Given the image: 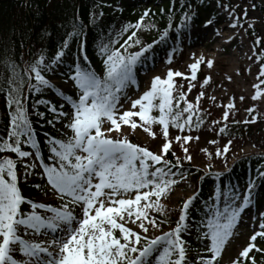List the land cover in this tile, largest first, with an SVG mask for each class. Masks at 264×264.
I'll use <instances>...</instances> for the list:
<instances>
[{
  "label": "snow or ice",
  "instance_id": "obj_1",
  "mask_svg": "<svg viewBox=\"0 0 264 264\" xmlns=\"http://www.w3.org/2000/svg\"><path fill=\"white\" fill-rule=\"evenodd\" d=\"M175 2L171 0L167 23L152 43L145 44L138 34L140 30L157 27L147 7L134 23H126L107 36L101 33L96 47L102 65L99 72L89 58L87 25L79 14L60 25L64 36L53 55L38 50L35 56L29 52L32 58L28 61L23 60V53L19 58L14 54L5 57L3 63L7 72L0 77V94L4 95L9 111L6 136L0 137V153L13 156H0V264H221L234 230L245 219L243 214L255 207V178H249L243 193L238 186L217 184L209 199L203 202L204 216L194 225L189 213L200 198L202 189L197 188L183 200L174 227L162 231V225L169 222L166 213L170 211L164 201L176 187L182 184L192 187L188 181L191 172L184 165L192 163L189 147L200 137L191 133L199 132L208 124L205 116L211 115L210 109H203L201 104L205 91L199 92L195 103L188 99V93L195 87L192 81L197 80L201 63L212 69L215 61L197 58L187 66L190 76L166 68V75L163 78L153 75L150 87L137 98L128 95L132 87L139 92L140 74L154 71L157 45L173 38L176 47L166 54L164 61L168 65L177 47L198 38L199 33L192 32L196 16L193 5L189 0H181L180 19L174 25ZM216 7L227 13L229 28H243L241 18L248 17L247 7L237 13L239 5L231 6L221 0H216ZM252 7L255 8V4ZM164 12L160 8L161 15ZM90 16V23L95 26L96 13ZM146 18L148 22L142 23ZM215 23L209 16L203 27L215 26ZM47 35L50 37L51 33ZM233 39L235 37L229 36L228 42ZM73 41L77 50L72 54L73 59L66 63L64 58ZM255 46L264 47V39L257 38ZM134 48L139 50L131 51ZM256 62L261 65L257 76L260 83L254 85L257 91L252 99L264 100L261 88L264 55ZM62 67L67 69L65 84L74 95L67 94L49 78L48 74L55 75ZM177 77L188 80L187 92L177 84ZM227 79L231 81L232 77ZM210 81L211 77L205 76L201 89ZM46 90H51L61 102L36 99L30 112L29 96L43 95ZM210 99L215 102L216 97ZM129 102L130 107L125 108L124 104ZM39 105H44L51 114L46 123L52 127L61 125L64 130L62 138L45 133L47 161L42 157L30 119L32 114L45 119V112L38 111ZM66 105L69 111L64 110ZM223 107V123L220 120L210 122L209 130L216 136L228 135V121L235 104L230 101ZM247 111L251 115L255 109ZM256 119L251 115V119L243 123H254ZM217 125H221L218 130ZM139 130L160 141L156 151L131 141L130 137ZM172 130L177 134L173 135ZM177 144L182 156L177 155ZM207 144L216 146L212 150L200 149L209 159L206 167L211 169L213 157L227 159L233 139H227L222 146L216 139H209ZM24 147L29 150H23ZM19 162H23L26 178L29 174L36 175L35 170L39 168L47 189L45 196L50 192L58 204L36 202L23 195L19 187ZM223 175L208 171L201 180L210 177L214 182L221 181ZM257 176L264 179V170L258 169ZM35 187L39 189L41 185ZM158 216L164 219L158 220ZM257 216L259 223L246 245L234 258L229 257L228 264H257L253 253H261L264 257V247L257 243L258 238L264 241V209L253 213L252 220L256 221ZM193 229L196 239L203 243V250L196 251L195 255L188 239ZM151 231L162 234L153 238L149 235ZM37 236L44 238H26Z\"/></svg>",
  "mask_w": 264,
  "mask_h": 264
},
{
  "label": "rangeland",
  "instance_id": "obj_2",
  "mask_svg": "<svg viewBox=\"0 0 264 264\" xmlns=\"http://www.w3.org/2000/svg\"><path fill=\"white\" fill-rule=\"evenodd\" d=\"M96 4L100 6V9L105 10V12L113 15L118 12H123L125 8L132 9L133 16L135 21L143 11L144 8H149L152 11H155L160 8L166 7V2L171 0H93ZM263 4L264 1L260 0ZM152 2V3H151ZM229 4L231 6L239 5L236 8L237 13L242 12V10L247 7L248 17L241 18V23L243 28L232 29L227 26V21L230 19L227 16V13L221 12L220 9L216 7V3L211 1L207 11L200 13L201 19L198 23L192 22V32L193 34L199 33L198 38L192 42H184L181 49L178 53L173 56L172 63L165 65V58L157 65L154 71L147 73L142 77V85L139 86V92L136 91L135 87L128 91V95L133 99L137 98L139 94L145 91L150 87L151 77L153 75H161L163 78L166 75V68H172L174 70L181 71L186 76H190V71L188 69V64L194 62L197 58L203 57L206 61L211 58L215 61L214 67L208 69L206 63H201L198 72L197 80L192 81L195 87L188 93V99L195 103V98L200 91H205L206 96L201 101L202 107L205 110L211 111L210 116H205V120L209 123L201 128L199 132L193 131L191 134L193 136L199 135V141H192L189 147V151L193 156V161L191 163L192 168L201 170L204 174L208 171L213 173L220 172L226 173L232 167L239 158H248L249 156L260 153L264 148V132L261 131V124L264 123V100H253L252 97L257 91L254 88V85L260 83L257 80L258 73L260 71V63L256 61L259 60L260 56L264 54V47H256L255 41L257 38L264 39V12L260 10L255 2L251 0H227V2H222ZM255 4V8L252 5ZM209 16L213 17L216 21L215 26H209L207 28L203 27V22ZM134 21V22H135ZM148 19L142 23H147ZM249 24H252L253 27H249ZM124 25V23H123ZM157 28L151 30H140L138 32L142 41L146 44L147 39H150V43L158 39L162 34V31H156ZM211 32L210 37L204 36L202 33ZM219 32V35H217ZM229 36L235 37L231 42H228ZM234 41V42H233ZM224 45L225 48L221 46ZM243 46L245 49L241 50L239 47ZM139 48L131 49V51H138ZM241 51L240 53H238ZM256 52V55L253 56V52ZM232 54H239L241 57V62L239 63L237 57L230 56ZM243 55V56H242ZM252 59H249V57ZM224 64V69L231 74L232 83L230 85H224L220 87L219 84L222 82V77L219 75V70ZM101 66L97 69L99 72ZM249 69L251 71H249ZM61 69L56 72L55 75L48 74L49 78L52 79L55 84L67 93L74 95L73 90L69 87L68 84H65L66 76H59ZM244 74H241V73ZM205 76H210L211 81L209 85H206L204 89H201L200 84L203 82ZM178 85L183 86V90L187 92L188 80L177 77L175 78ZM264 79V78H262ZM70 83V82H69ZM262 90H264V84L261 85ZM46 99H50L55 103H60L59 97H57L51 90H46L44 92ZM215 96L216 100L213 102L210 97ZM243 96L244 100L241 101L240 97ZM234 98V100H233ZM230 101L234 102L235 108L230 114L228 125L234 124V121H240V125H244L248 128V131H243L240 134L233 135H223L216 136V134L209 130L212 126L211 121L220 120L222 121V114L224 111L223 105H227ZM125 108L130 107V102L124 104ZM249 108L255 109L251 115L257 117L256 122L245 124L243 121L246 119H251V115L247 111ZM65 111H69L66 109ZM158 114V113H156ZM237 124V123H235ZM221 125H217V130ZM56 131V138H62L63 131L61 125H56L53 127ZM157 131L159 129L157 128ZM172 134L175 135L176 130H172ZM115 135V133H113ZM233 139V144L231 146V151L227 155L226 160L212 158V168L208 169L206 165L209 163V159L200 151L201 148L207 147L209 150L214 149L215 145L207 144L209 139L218 140L219 144L222 146L223 143L229 139ZM133 143H137L141 146H147L150 150L156 151L157 145L160 143L159 140H153L142 130H139L136 134L130 137ZM242 149V150H241ZM29 150V149H28ZM177 155H183L179 145L175 147ZM32 162V161H29ZM20 170L18 171L19 175V187L22 190V193H26L24 184H33L34 182H41L42 177L39 175V168L35 170L36 175L29 174L27 178L24 174L23 162H19ZM189 183L192 187L187 185H181L175 188V191L171 193L170 197L164 202L167 204L168 211V223L162 225V231L167 232L170 227H174L175 221L179 216V208L183 203V200L187 199L195 190L193 180L188 178ZM44 191L41 194L35 195L33 200L36 202H43L49 204H58L59 201L51 195L49 192L48 196H45L46 185H44ZM258 201V200H256ZM261 209H264V199L261 202L255 203V207L250 210H246L244 215V221L238 225L237 230H234V236L231 238V242L227 245V251L223 254V260L221 264H228L229 257L233 258L238 255V252L246 245L248 237L254 231L256 225L259 223V217L257 220H252L253 213H258ZM27 211V206H25ZM159 219H164L163 216H158ZM194 224V223H193ZM195 225V224H194ZM161 231H151L149 235L155 237L161 235ZM27 239H36L41 240L44 237H26ZM190 246L194 250L193 255L196 251L203 250V243L196 239L195 229H193V235L188 237ZM258 246L264 247V244L259 242ZM19 256V254H17ZM254 259L257 261V264H264V257L261 253H253ZM247 264V262H246Z\"/></svg>",
  "mask_w": 264,
  "mask_h": 264
},
{
  "label": "trees",
  "instance_id": "obj_3",
  "mask_svg": "<svg viewBox=\"0 0 264 264\" xmlns=\"http://www.w3.org/2000/svg\"><path fill=\"white\" fill-rule=\"evenodd\" d=\"M216 3V0H189L193 5V11L196 13L193 23H198L201 19L200 13L207 11L210 6V2ZM248 1V0H247ZM221 2H227V0H221ZM152 3V2H151ZM181 0H176L173 6L174 20L173 24L179 22L181 15L180 8ZM256 6L264 12V7L255 2ZM171 2H166L164 8V15H161L160 9L155 11L150 10V17L152 21L157 25L156 31H162L167 23V12ZM187 8V3H185ZM133 10L125 8L123 12H118L113 15L100 9V6L93 0H23V1H9L0 0V77L6 74L7 69L3 63L6 56L15 55L17 58L23 53V60L28 61L32 57L29 56V52L36 55L38 50H43L48 55H52L57 50L61 38L64 36V29L60 28L62 23H66L72 18H75L79 14L80 18L87 25V52L91 59L93 67L98 68L101 66L100 58L96 54L97 42L101 33L105 36L110 31L119 30L123 23H134L135 17L133 16ZM96 13L97 20L95 26L90 23V13ZM103 16H100V13ZM152 13H155L153 16ZM70 30V29H69ZM174 31V29H173ZM47 33H51L49 37ZM121 43L123 40L120 41ZM150 43V39H147L146 44ZM183 44V43H182ZM21 45L23 47L21 48ZM119 45H117L118 47ZM176 47L173 38H169L166 43H161L155 48V68L163 58H166V54ZM182 45L177 47L176 53L179 52ZM76 42L73 41L71 48L65 56V62H70L73 59V53L76 52ZM175 53V54H176ZM264 55V54H262ZM97 70V69H96ZM61 72L64 74L62 75ZM59 76L65 77L67 75V69L62 67ZM142 76H138L139 86L142 84ZM133 88V87H132ZM130 88L129 90H131ZM128 90V91H129ZM27 89L25 88V92ZM36 99H46V95L29 96L28 106L31 112V106ZM69 109L65 106V109ZM8 108L5 106L4 95L0 94V137L6 136L8 125ZM38 111L45 112V119H40L35 114L30 116L33 127L36 132V138L40 143V150L42 157L47 161L48 148L46 144L45 133H49L52 137H56V131H54L51 125L46 123L47 119L51 118V114L47 113V109L44 105L38 106ZM243 131H248V128L244 125L231 124L228 128V133L237 135ZM261 131L264 132V123L261 124ZM23 147V146H22ZM23 150H28L26 147ZM13 156L11 153H0V156ZM171 159V157H169ZM21 165L17 164L18 171L21 169ZM264 148L260 153L249 156L248 158H239L236 163L230 168L231 171L223 173L221 181L214 182L213 178H205L201 180L202 176H205L201 170L192 168L191 164L185 163L184 167L189 169L191 175L188 178L193 180L195 190L197 188L202 189L200 198L196 202V205L191 209L189 216L192 223L196 224L204 216L202 211L203 202L208 200L213 189L220 184H231L232 186H238L241 193L247 187V181L249 178H255L256 181V202H261L264 199V179H260L257 176V170H264ZM36 184L41 185L39 189L35 187ZM26 189L27 198L32 197L44 190V186L41 182H34L33 184H24ZM264 244V241H259Z\"/></svg>",
  "mask_w": 264,
  "mask_h": 264
},
{
  "label": "bare ground",
  "instance_id": "obj_4",
  "mask_svg": "<svg viewBox=\"0 0 264 264\" xmlns=\"http://www.w3.org/2000/svg\"><path fill=\"white\" fill-rule=\"evenodd\" d=\"M204 36H206V37H210L211 36V32H204V33H202ZM234 42V41H233ZM222 48H225L224 47V45H222L221 46ZM239 49H241V50H244L245 48L243 47V46H241V47H239ZM241 51H239L238 53H240ZM239 55V54H238ZM237 54H232V53H230V56H232V57H237V59L239 58V59H241V57L240 56H238ZM243 56V55H242ZM238 59V61H239V63L241 62V60H239ZM224 64L222 65V63H221V67H220V70H219V75L222 77V82H220V84H219V86L220 87H223L224 85H230L231 83H232V79H231V81H229L228 79H227V77L228 76H231V74L230 73H228L227 71H226V69H224ZM241 74H244L243 72L241 73Z\"/></svg>",
  "mask_w": 264,
  "mask_h": 264
},
{
  "label": "water",
  "instance_id": "obj_5",
  "mask_svg": "<svg viewBox=\"0 0 264 264\" xmlns=\"http://www.w3.org/2000/svg\"><path fill=\"white\" fill-rule=\"evenodd\" d=\"M3 1V0H2ZM12 1H14V0H12ZM251 1H256V2H260V0H251ZM263 6H264V4L262 3V2H260Z\"/></svg>",
  "mask_w": 264,
  "mask_h": 264
}]
</instances>
